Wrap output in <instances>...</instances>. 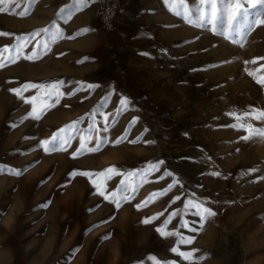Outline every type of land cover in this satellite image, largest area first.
Listing matches in <instances>:
<instances>
[{"label": "rangeland", "instance_id": "374dc122", "mask_svg": "<svg viewBox=\"0 0 264 264\" xmlns=\"http://www.w3.org/2000/svg\"><path fill=\"white\" fill-rule=\"evenodd\" d=\"M189 1L195 8L199 4V0ZM46 6L44 0H36L32 4H29V0H16L8 4L7 10L0 12V33L9 34L0 35V49L14 48L17 37L39 29L49 28L53 35L61 34L54 11L45 9ZM217 7L219 22L217 25H207V28L215 26L221 29L225 37L232 36L234 31L228 34L223 6L218 3ZM25 10H30V14L20 16L19 13ZM256 10L248 8V17H251L248 21L241 17L238 31L242 32L237 42H233L232 46L229 42H223L219 53L212 50L207 57V63L221 69V94L213 105L202 111L201 118L194 123L199 127L197 135L200 136L194 133L182 141L188 147L185 174L178 175L174 198L157 202V208L154 206V214L163 213L156 217L158 228L164 226L171 212L182 209L186 201L201 202L215 213V216L204 221L202 229L200 217L194 214L195 209H189L183 216L177 215L166 226L168 232L178 229L185 238H191L190 243L179 245V249L192 253V261H186L170 251L176 246V236H164L155 230L146 232L142 229L140 233L136 225V231L124 234V241L123 235L116 234V228L111 226L108 228L110 232L95 234L88 248L81 250L85 234L58 233L53 247H47L45 254L35 260L32 259L33 252L37 253V250L32 248L30 258L35 264H89L93 259L103 258L102 252L108 251L107 248L98 250L102 240L106 241L107 247H115L113 257L118 258L121 264L142 258H152L155 264L156 261L159 264H264V138L241 139L247 133L243 128L234 127L238 121L232 115L253 110L264 111V84L257 82L264 77V24L256 25L251 30L245 27L253 19L251 13ZM205 11L207 13L206 6ZM47 40V33L36 36L23 49V56L31 54L34 49L39 51ZM37 42H40L39 45ZM69 49L67 43H60L58 39L51 44L47 54H41L39 59H24L22 56L16 63L0 67V168L20 172V175L8 174L7 171L0 173V226H12L3 211L7 198L13 195L16 211L14 232L17 231V221L20 231L23 211L36 210L37 202L34 200L39 186L58 170L63 189V180L68 176L67 157L70 154L46 152L41 142L49 140L66 125L81 121L71 132L74 138L70 144L80 147V136L86 135L90 124H96L93 113L97 106L86 107L81 99H70V92L64 88L70 75L60 70L78 58H70L67 55ZM56 81L63 82L60 88L63 95L59 103L55 96L48 100L42 89L30 87L23 91V98L12 91L25 84H51ZM37 95L44 96L47 103L53 106L39 119H23L33 108V104L25 103V100ZM36 107L39 111V102ZM243 123L264 129V120L261 119L248 117ZM177 196L180 199H176ZM145 201H148L146 205L143 203ZM150 203L149 196L143 195V224L153 213L149 212ZM71 212L69 209L65 211L63 230L70 227ZM181 219L187 222V227H180ZM30 221L35 224L37 218L33 215ZM29 236L30 241H36L33 239L36 235L32 232ZM120 238L124 242L123 247L117 248ZM33 247L37 248V241ZM22 255L18 249L15 264H22Z\"/></svg>", "mask_w": 264, "mask_h": 264}, {"label": "crops", "instance_id": "0c3cea01", "mask_svg": "<svg viewBox=\"0 0 264 264\" xmlns=\"http://www.w3.org/2000/svg\"><path fill=\"white\" fill-rule=\"evenodd\" d=\"M44 1L45 9L54 11L55 22L61 27L63 38L59 42L69 45L70 58L78 57L60 70L70 75L64 86L70 92L69 98L81 99L86 107L103 104L94 117L95 130L86 147H96L97 133L106 140L97 151L85 150L74 156L80 147L72 145L60 151L70 154L64 188L59 181L60 172L56 170L39 186L34 200L36 210L23 211L20 231L17 221L14 232L13 195L7 198L3 212L12 226H0V264H15L18 249L23 253L22 264H35L33 260L45 254L47 247L52 248L61 232L85 234L80 250L88 248L95 234L110 232L111 226L116 228V234L123 235L122 239L124 234L136 231V225L140 233L142 229L157 232L156 218L144 224L141 220V198L161 192L177 181L178 175L185 174L188 147L182 141L194 133L200 136L197 135L199 127L194 123L221 94V69L206 59L212 50L219 53L223 42L232 46L242 32L234 30L232 36L225 37L220 28H207V25H217L219 20L206 21V11L201 18L197 13L201 6L198 4L195 8L189 0L186 2L192 10L191 22L174 14L166 0H121L117 29L112 32L100 25L96 14L100 0H93L79 11L75 10L73 0ZM62 9L72 10L73 15L66 18L67 11L61 12ZM83 29L89 31L80 34ZM124 98L129 103L121 112ZM105 126L107 131H103ZM120 137L122 142L115 143ZM109 168H115L120 175L109 173L111 179L106 183L104 178L90 180L80 174L100 173ZM128 174L136 175L129 177ZM122 180L129 186L134 185L135 191H128L129 199L121 200L119 207L111 198L101 196L93 183H100L108 195ZM174 192L176 189L172 188L164 195L149 199L151 218L157 217L155 204L172 200ZM68 209L72 211L70 227L63 230V216ZM33 215L37 218L35 224L30 221ZM31 232L36 235L33 239L37 241V248L33 247L36 241H30ZM123 241L118 239L117 248L123 247ZM32 248L37 250L33 252V260ZM106 248L103 258L93 259L89 264H121L113 257L115 247H107L102 240L98 250ZM153 263L150 258H142L124 264Z\"/></svg>", "mask_w": 264, "mask_h": 264}, {"label": "snow or ice", "instance_id": "6c2138e0", "mask_svg": "<svg viewBox=\"0 0 264 264\" xmlns=\"http://www.w3.org/2000/svg\"><path fill=\"white\" fill-rule=\"evenodd\" d=\"M16 0H0V5H4L3 7H0V12H5L7 10V5L10 3H15ZM36 0H29V4L35 3ZM93 0H73L75 10H83L85 7H87L90 3H92ZM166 3L169 4L170 10L173 11L174 14L183 16L185 19H187L189 22H191L192 19V10L189 8L186 0H166ZM218 3L223 6V11L226 14V21H227V30L228 34L231 35V33L236 30H239L240 19L241 17L244 20H247L249 12L248 8L257 9L255 12L251 13L253 16V19L250 23L246 24V30H251L252 27L260 24H264V19H261V17H264V0H199L200 8L197 9L198 15L203 18L205 15V6L207 8V17L210 21H216L220 17L218 16ZM247 5V7H246ZM67 11L66 18H70L73 15L72 10H64L62 9L61 12ZM30 14V10H25L19 13L20 16H26ZM235 25V28H234ZM55 28V25L52 26ZM89 31L88 29L81 30L80 34H83L84 32ZM41 33H47L49 34V40L45 41L42 46H40L39 51L33 50V52L27 56H23V49L27 46L28 43H31V40L35 38L36 36L40 35ZM0 35H9L8 33H0ZM63 38L62 34H56L53 35L52 29L44 28L39 29L36 32L26 34L25 36L17 37V44L14 48H8L5 47L3 49H0V67H5L9 63H16L18 59H20L22 56L24 59H39L41 57V54L46 55L47 52L50 50V46L52 43H55L58 39ZM38 45L40 42H37ZM5 53H8V56H5ZM254 62V61H253ZM259 71V69H257ZM252 75V73H249ZM258 83L264 84V77H261L257 81ZM63 82L62 81H56L52 82L51 84H25L20 89H13L18 96L22 97L23 91H26L28 88H37L45 90V95L47 96L48 100H51L53 96L56 98V102L59 103L60 97L63 95V93L60 92V88L62 87ZM39 102L41 105V108L39 111L37 110L36 103ZM25 103H32L33 108L32 111L28 113L26 117L27 118H36L39 119L40 116L48 110V108L52 107L53 105L47 103L44 96L37 95L31 97L29 100H25ZM129 101L124 98L121 100V108L119 111H123ZM103 107V104H101L97 109H95L93 113V119L97 113H100L101 108ZM234 119L238 121V126L240 128H243L247 135L243 136L241 139L247 140L252 137H261L264 138V129H257L251 125H246L243 123L245 119L248 117H251L252 119H261L264 120V111H249L247 113L242 114H235L232 113ZM81 123V121H76L73 124L66 125L64 128L60 129L57 133L53 135L49 140H45L41 142V146L44 148L46 152H53V151H66L67 146H70L71 140L74 138L71 135V132L73 129L77 127V125ZM132 123H135V119L132 121ZM105 125H107V118L105 117ZM95 130V124H90L88 129L86 130L87 135L81 137L80 141V148L77 149V152L74 153L75 155L81 154L83 151H97L99 150L101 144H103L106 140V138L99 137V134L97 133V143L96 147L92 149H87L86 147V141L91 140V134ZM107 126L103 129V131H107ZM67 133V135H65ZM123 137L118 138L115 143L122 142ZM152 170H156V166H152ZM5 171L8 172V174L13 175H20V172L17 170H10V169H3L0 168V173H4ZM109 173L120 175V173L115 168H109L105 169L103 172L100 173H89V172H83L80 173L81 175L88 176L91 180L93 177L104 178L105 183L107 179H111V175H108ZM148 173L146 172L145 175ZM136 174H128L129 177L134 176ZM171 175V173H169ZM94 186L97 188L98 193L101 196H105L106 199L111 198V202L116 203L119 207L121 200H127L129 199L128 195L126 193L128 191H135V186H129L126 184L125 180L121 181V184L117 187V189L109 193L108 195L105 194V190L103 187H101L100 183H97L96 181H93ZM177 181L174 180L172 184H170L166 189L162 190L161 192L152 193L150 194L149 199H154L160 195L166 194L168 191H170L172 188L177 186ZM176 199H180L179 196L176 197ZM148 201L143 202L145 205ZM46 206V205H42ZM137 207H140V205H137ZM189 209H195L196 215L200 217V228L202 229L204 226V221H206L208 218L215 216V213L207 208L204 207L203 203L192 200V201H186L184 204V207L182 209L175 210L169 214L168 219L165 221V224L162 228H158L157 231L161 233V235L164 236H176L177 239L175 241L176 246L172 247L170 251L173 253H177L180 257H182L184 260L191 262L192 261V253L190 252H181L179 249V245L190 243L191 238H185L182 234L179 233V230H174L172 232L166 231V226L168 223L171 222L173 218H175L177 215L183 216L187 213ZM163 213L157 214V216L162 215ZM152 218L145 219L144 223L151 222ZM188 224L186 221L181 219L180 227L184 228L187 227ZM205 257H200V259H204ZM152 259V258H150ZM156 264H159L158 261H156ZM164 264H169V262H164Z\"/></svg>", "mask_w": 264, "mask_h": 264}, {"label": "built area", "instance_id": "2783aa9c", "mask_svg": "<svg viewBox=\"0 0 264 264\" xmlns=\"http://www.w3.org/2000/svg\"><path fill=\"white\" fill-rule=\"evenodd\" d=\"M123 3L121 0H100L96 9V14L100 25L106 31L117 29V16Z\"/></svg>", "mask_w": 264, "mask_h": 264}]
</instances>
